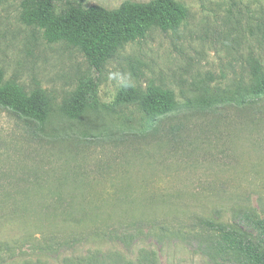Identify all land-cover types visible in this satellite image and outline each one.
<instances>
[{
    "label": "rangeland",
    "instance_id": "rangeland-1",
    "mask_svg": "<svg viewBox=\"0 0 264 264\" xmlns=\"http://www.w3.org/2000/svg\"><path fill=\"white\" fill-rule=\"evenodd\" d=\"M21 1L0 0L2 84L43 90L52 105L43 124L0 106V264H242L213 253L199 218L248 229L244 211L264 210V96L200 102L235 96L253 64L264 69V0H174L185 19L99 70L22 22ZM88 82L89 104L67 117L64 101ZM124 87L170 90L176 109L150 126L114 101Z\"/></svg>",
    "mask_w": 264,
    "mask_h": 264
},
{
    "label": "trees",
    "instance_id": "trees-1",
    "mask_svg": "<svg viewBox=\"0 0 264 264\" xmlns=\"http://www.w3.org/2000/svg\"><path fill=\"white\" fill-rule=\"evenodd\" d=\"M84 1L22 0L20 17L27 25L45 28L50 39L65 38L78 46L88 64L96 70L113 58L124 44L143 36L148 29L175 28L187 15L186 9L174 0H125L115 8L99 4L86 6ZM251 77V81L243 84L235 96L225 100H202L200 103L209 106H217L218 103L244 105L253 101L254 104L264 96V69L259 64H253ZM2 79L0 68V106L21 118L43 124L52 105L48 94L40 89L26 93L15 85L2 84ZM93 87L92 82L82 83L64 101L62 111L67 117H79L89 104V94ZM114 101L136 104L150 126L176 109L175 97L166 89L142 93L124 87L115 95ZM244 213L243 219L249 221L248 229L236 222L207 216H200L199 222L211 235L210 248L213 253L231 254L242 264H264V210H245ZM89 263L95 264L96 260H90ZM127 264L134 263L128 261Z\"/></svg>",
    "mask_w": 264,
    "mask_h": 264
}]
</instances>
